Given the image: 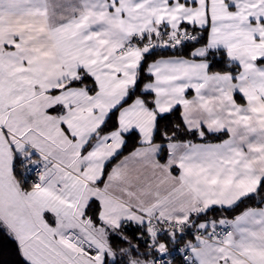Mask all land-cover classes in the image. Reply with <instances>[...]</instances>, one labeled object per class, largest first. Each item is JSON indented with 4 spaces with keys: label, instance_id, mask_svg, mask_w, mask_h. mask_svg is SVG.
<instances>
[{
    "label": "snow or ice",
    "instance_id": "1",
    "mask_svg": "<svg viewBox=\"0 0 264 264\" xmlns=\"http://www.w3.org/2000/svg\"><path fill=\"white\" fill-rule=\"evenodd\" d=\"M0 264H264V0H0Z\"/></svg>",
    "mask_w": 264,
    "mask_h": 264
}]
</instances>
